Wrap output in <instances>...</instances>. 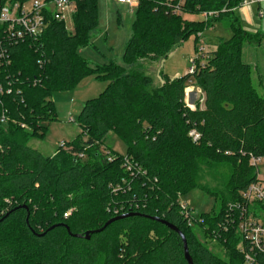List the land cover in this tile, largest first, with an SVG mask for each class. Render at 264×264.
Wrapping results in <instances>:
<instances>
[{
    "label": "trees",
    "instance_id": "1",
    "mask_svg": "<svg viewBox=\"0 0 264 264\" xmlns=\"http://www.w3.org/2000/svg\"><path fill=\"white\" fill-rule=\"evenodd\" d=\"M243 1L142 0L124 65L95 68L80 51L92 45L97 0L77 4L73 33L48 15L37 39L9 44L0 25V48L7 55L0 65V264H188L180 235L153 219L182 232L193 264H243L242 238L225 216L257 181L250 158H264V97L243 61L244 45L260 46L264 32L244 29L238 14ZM217 24L232 38L221 39L195 73L173 80L163 75L162 86L153 88L140 60L157 62L193 35L198 44ZM91 76L107 87L83 106L82 132L67 143L72 150L47 157L30 148L57 120L53 95ZM190 86L202 90L204 109L187 106ZM192 131L200 135L196 142ZM110 133L125 142L126 155L104 147ZM223 164L231 175L226 196H213L218 211L192 217L190 225L179 197L201 189V166ZM123 180L131 190L114 194L110 185ZM114 207L123 211L116 215ZM127 214L135 215L104 229ZM195 228L224 249L225 259L198 239ZM86 233H92L89 239Z\"/></svg>",
    "mask_w": 264,
    "mask_h": 264
},
{
    "label": "rangeland",
    "instance_id": "2",
    "mask_svg": "<svg viewBox=\"0 0 264 264\" xmlns=\"http://www.w3.org/2000/svg\"><path fill=\"white\" fill-rule=\"evenodd\" d=\"M98 27L93 33L92 45L81 49L80 54L88 60L93 68L104 66L110 62L123 64V54L127 42L132 35V24L138 8L119 6L113 0H97ZM264 7V6H263ZM256 8V6H255ZM258 13V11L256 10ZM259 14V13H258ZM196 19L197 17H188ZM264 26V19L258 20ZM65 26L68 32H74L73 19L67 18ZM264 31V29H263ZM233 33L223 24H217L215 28L206 31L196 44V36L189 37L183 44L176 46L167 57L157 62L142 59L139 62L140 71L153 80V88L163 84V75L173 80L189 73L199 55V62L195 65V72L206 63L208 55L216 50L221 39L230 40ZM243 61L251 66L253 86L260 96L264 97V42L260 46L245 44L243 47ZM107 87V83L98 81L94 76L84 79L79 86L69 92L55 93L52 101L57 111V120L48 124V133L44 140L33 139L28 145L44 156L50 157L59 152L61 142H72L82 132L79 126L80 112L89 100L99 97ZM186 103L189 108L204 109V94L196 86L186 89ZM85 140H87L85 138ZM104 147L122 156L127 153V145L117 135L110 133L104 143ZM86 158V157H85ZM258 177L264 181V162L256 168ZM231 175L229 165L223 164L217 167L203 165L199 173V186L197 189L182 196V201L189 204L195 217L201 213L219 209V201L228 191L227 182ZM215 196V197H213ZM264 224V208L255 205L250 208ZM198 239L208 249L219 257H226L223 248L214 241L205 237L204 233L195 228Z\"/></svg>",
    "mask_w": 264,
    "mask_h": 264
},
{
    "label": "built area",
    "instance_id": "3",
    "mask_svg": "<svg viewBox=\"0 0 264 264\" xmlns=\"http://www.w3.org/2000/svg\"><path fill=\"white\" fill-rule=\"evenodd\" d=\"M84 0H30L23 4H13L0 0V25L6 26L4 38L7 43H18L26 38L37 39L42 35L48 15L59 22L67 21V18H72L76 12L77 4ZM117 5L129 6L131 8H138L142 0H113ZM252 0H244L242 7L247 6ZM174 12L180 14V9L176 8ZM208 15H203L207 19ZM259 17H263V13L259 12ZM6 51L0 48V65L6 60ZM199 55L196 62H193V67L190 68L189 73H195V65L199 62ZM197 70V69H196ZM194 141L200 139V135L195 131L190 133ZM58 150L71 151L66 142L59 144ZM104 154L108 152L103 149ZM229 154V153H227ZM78 157L85 159L84 154H79ZM108 161L112 162V157H108ZM264 162V158L251 157L250 165L256 168ZM128 167L129 161L126 158ZM129 172L131 167L127 169ZM133 175H131L132 177ZM110 189L114 194L125 193L130 191V185L126 180H123L117 185H110ZM240 202L230 204L226 214V224L236 228L238 234L242 238V242L238 246V251L243 257V264H264V224L250 212V208L255 205L264 207V181L257 175V181L252 183L242 194ZM182 214L185 219L189 220L191 225L192 217L195 218L193 209L189 204L182 201V196L179 197ZM112 211L118 215L123 211V207H114ZM238 213V215H236ZM70 215V212L65 214V218Z\"/></svg>",
    "mask_w": 264,
    "mask_h": 264
},
{
    "label": "crops",
    "instance_id": "4",
    "mask_svg": "<svg viewBox=\"0 0 264 264\" xmlns=\"http://www.w3.org/2000/svg\"><path fill=\"white\" fill-rule=\"evenodd\" d=\"M124 6V5H119ZM256 6V8H255ZM264 0H252V2L247 5L243 6L239 9L238 14L241 19L242 25L244 29L251 33H257L259 31L264 32V26L259 23L258 20L261 19L259 17V12L263 13L262 19H264ZM258 11V13L256 12ZM202 19V18H201ZM55 153L52 155L54 156Z\"/></svg>",
    "mask_w": 264,
    "mask_h": 264
},
{
    "label": "water",
    "instance_id": "5",
    "mask_svg": "<svg viewBox=\"0 0 264 264\" xmlns=\"http://www.w3.org/2000/svg\"><path fill=\"white\" fill-rule=\"evenodd\" d=\"M134 215H135V214H127V215H123V216H121V217L115 218V219L109 221V222L105 225L104 229H105L107 226H109L110 224H112V223H114V222H116V221L123 220V219L129 218V217H133ZM153 220H154V221H158V222H160V223H162V224L168 226L171 230L176 231V232L180 235V237L182 238V241H183V243H184L185 258H186L188 264H193V260H192L190 254H189V251H188L187 241H186L184 235L182 234V232L179 231L175 226H173L172 224H170V223H168V222H166V221H162V220H159V219H153ZM67 229H68V228H67ZM68 231H69V230H68ZM98 232H99V231H98ZM98 232H96V233H98ZM91 234H92V233H86L85 237H86L87 239H89V237H90ZM76 237H78V236H76ZM79 237H80V236H79Z\"/></svg>",
    "mask_w": 264,
    "mask_h": 264
}]
</instances>
